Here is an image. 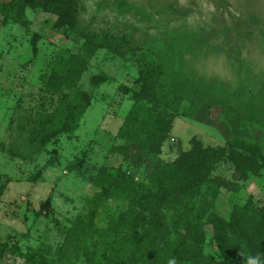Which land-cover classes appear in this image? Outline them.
<instances>
[{
  "label": "rangeland",
  "instance_id": "1",
  "mask_svg": "<svg viewBox=\"0 0 264 264\" xmlns=\"http://www.w3.org/2000/svg\"><path fill=\"white\" fill-rule=\"evenodd\" d=\"M56 1L74 27L46 1L0 0V264H114L107 224L132 194L88 225L100 169L143 185L193 139L227 150L211 174L224 183L207 195L212 211L226 220L248 200L263 209L264 167L247 163L241 178L230 152L251 157L255 142L264 155V0ZM86 34L126 46L85 49ZM69 59L83 69L72 85L56 77ZM150 88L160 104L143 98ZM178 93L191 98L178 103ZM137 101L171 119L157 154L135 153L119 135ZM203 227L204 252L228 264L214 225Z\"/></svg>",
  "mask_w": 264,
  "mask_h": 264
},
{
  "label": "trees",
  "instance_id": "2",
  "mask_svg": "<svg viewBox=\"0 0 264 264\" xmlns=\"http://www.w3.org/2000/svg\"><path fill=\"white\" fill-rule=\"evenodd\" d=\"M39 1L48 3V8L59 14L60 21L75 26L71 22L75 13L65 2ZM85 36L88 42L85 49L89 50L106 46L118 52L126 46L113 42L108 36L99 37L105 45L94 35ZM80 63L75 59L67 60L64 71L56 77L72 85L81 76ZM174 84L180 86L178 82ZM145 91L143 98L161 103L160 95L153 88ZM195 96L202 97L205 93L199 90ZM187 98L191 95L178 93L177 102ZM156 108V105L151 109L137 101L119 131L135 153H159L170 132L171 119H165ZM176 110V107L171 109ZM171 111L167 114L169 118ZM251 145V157H242L235 149L230 152L242 173L241 178L247 176V163L251 170L259 164L264 167V155L259 146L255 142ZM226 151L224 147L204 146L193 139L191 151L170 163L158 161L149 173L148 183L143 185H129L122 176L117 177L104 167L100 169L96 178L100 190L87 200L83 215L88 225L95 226L102 207L109 201L118 200L121 194H132L126 208L119 206L117 216L107 224L116 237L114 264H214V256L204 252L205 219L214 225L213 239L219 255L228 264H249L250 261L264 264V208L258 209L248 200L235 205L229 219L224 220L212 211L207 198L224 186L219 177L211 174L215 164L225 158Z\"/></svg>",
  "mask_w": 264,
  "mask_h": 264
},
{
  "label": "water",
  "instance_id": "3",
  "mask_svg": "<svg viewBox=\"0 0 264 264\" xmlns=\"http://www.w3.org/2000/svg\"><path fill=\"white\" fill-rule=\"evenodd\" d=\"M220 2H222V3H227V0H220Z\"/></svg>",
  "mask_w": 264,
  "mask_h": 264
},
{
  "label": "clouds",
  "instance_id": "4",
  "mask_svg": "<svg viewBox=\"0 0 264 264\" xmlns=\"http://www.w3.org/2000/svg\"><path fill=\"white\" fill-rule=\"evenodd\" d=\"M249 264H255V261H250Z\"/></svg>",
  "mask_w": 264,
  "mask_h": 264
}]
</instances>
